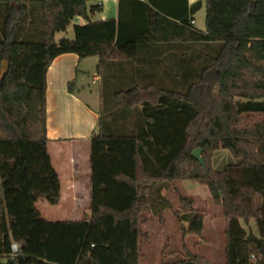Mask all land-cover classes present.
Listing matches in <instances>:
<instances>
[{"label": "trees", "instance_id": "16d2710c", "mask_svg": "<svg viewBox=\"0 0 264 264\" xmlns=\"http://www.w3.org/2000/svg\"><path fill=\"white\" fill-rule=\"evenodd\" d=\"M91 1L0 0V264H141L143 241L150 240L142 229L145 212L173 208L166 190L179 196L183 237L203 240L205 218L176 187L182 180L206 185L222 206L225 264H253V255L264 264V0L193 6L189 0L136 1L143 15L136 34L132 20L124 18L126 1L118 21L98 23L90 16L102 9L90 7ZM31 4L41 14L39 32L28 31ZM204 4L202 32L190 19ZM78 18L89 24H74L75 38L57 42L56 35ZM147 42L192 48L200 66L194 68L192 58L182 61V74L166 77L171 88L158 75L111 73L112 63L144 64L131 58ZM63 54L100 58L111 103L91 140L90 216L49 222L37 203L44 199L56 207L62 199L48 152V70ZM74 84H68L70 92ZM118 120H131L134 129L114 125ZM120 131L129 135L115 134ZM199 148L206 169L193 156ZM219 150L239 163L216 171ZM250 220L257 221L260 236L243 227ZM13 244L19 246L16 254ZM183 249L182 260L162 264H209Z\"/></svg>", "mask_w": 264, "mask_h": 264}, {"label": "crops", "instance_id": "0c3cea01", "mask_svg": "<svg viewBox=\"0 0 264 264\" xmlns=\"http://www.w3.org/2000/svg\"><path fill=\"white\" fill-rule=\"evenodd\" d=\"M123 1L127 2L124 5V18L132 20L135 34L138 33L143 15L141 5L136 1L147 3V0H93L89 6H100L102 10L90 16L91 23L118 21L120 5ZM198 2H203V0H189V5L193 6ZM196 15H194L195 28L197 27ZM74 24L87 25L89 22L78 18ZM141 25L143 24L141 23ZM197 30L206 31V29ZM147 43L144 46H138L131 58L139 59L140 57L146 61L144 64L124 63L121 65L117 62L112 63L111 73L113 75H126L128 73V75H137V73L158 75L161 77L160 84L169 87L171 83L166 77L169 74L177 76L182 74L184 67L182 61L192 58V66L194 68L200 66L198 52L193 51L192 48L172 49L162 43ZM197 48L199 47L197 46ZM172 59H176L178 62L176 64L169 62ZM100 64L99 57H88L81 60L76 54H63L55 58L48 70V152L61 180V199H81L84 195L86 199L89 198L86 186L89 184V175H92L91 140L100 132V121L103 113L102 100L97 98V92L91 88L89 80L92 78L93 84L102 82ZM72 81H75V84L73 91L70 92L68 84ZM177 88L183 89L179 85ZM93 102L94 104H92ZM83 172L87 176L85 186L80 178ZM80 190L82 191L81 197L78 193ZM168 200L172 203L171 199ZM207 203L210 205L209 207L221 213L211 217L205 210H199L198 204H196L195 210L205 218L203 240L195 236L183 237L176 215L178 211L172 213L173 208L167 209L159 215L148 213L149 211L145 212L148 222L142 225V229L150 236L147 244L150 243L151 247L147 264H162V261L182 260L184 250H180V245L184 246L185 243L193 253L208 259L209 264H225L227 223L223 208L216 204L214 199H209ZM171 235L177 237L178 240L173 239L171 241L172 246L167 249ZM216 253H221L220 260H217ZM143 256L142 254L141 264H143Z\"/></svg>", "mask_w": 264, "mask_h": 264}, {"label": "rangeland", "instance_id": "374dc122", "mask_svg": "<svg viewBox=\"0 0 264 264\" xmlns=\"http://www.w3.org/2000/svg\"><path fill=\"white\" fill-rule=\"evenodd\" d=\"M33 6H36L35 4L30 5L31 14L28 21H27V27L34 29V32H39L41 30V14L38 8H33ZM34 21V26L30 27V23ZM196 21H197V29L199 30H205L206 29V6L204 4L203 8L197 13L196 15ZM75 38V32H74V23L68 28L67 32H61L58 33L56 36V41L60 42L63 39H69L73 40ZM197 62V60H196ZM102 72L104 75H110L109 70L104 68L102 69ZM89 83L91 85V88L97 92V98H101L102 100V110L104 111V106L109 107V104L111 103V100L108 97V92L103 90L104 85H102V82L93 84L92 78H90ZM108 83V82H107ZM106 85V82H105ZM170 87V86H169ZM108 88V87H107ZM171 88V87H170ZM94 104V102L92 103ZM96 104V103H95ZM114 125L122 126L124 125L127 131H131L134 129V125L131 120H118L114 123ZM103 125V129L107 128ZM115 134L119 135H129L128 133H124L122 131L116 132ZM89 163H90V157H89ZM239 161L236 160L228 151L226 150H219L215 153V156L213 158V167L216 171L222 172L227 168L228 166L236 165ZM82 179L81 182H83L85 186V180H87V176L85 172L81 174ZM91 178L92 175H89V184L87 187L89 198L82 197L81 199H62V202L59 206L53 207L51 206L46 200L41 199L37 203V207L39 211L41 212V216L44 220L49 222H61V221H79L82 220L85 217L90 216L91 211L90 207L92 204V186H91ZM176 187L181 191L183 195H185L188 198L193 199L196 204H198L199 210H205L211 217L218 215L221 212L216 211L215 209H212V207H209L210 205L207 203L209 199H213V197L210 194V191L208 187L204 184L190 181V180H182L176 182ZM85 190V189H84ZM80 197L82 195V191H78ZM166 197L168 199H171L173 204L172 213L179 211L181 209V204L179 202V196L173 191V190H166L164 192ZM196 206V205H195ZM221 211V210H220ZM150 213V212H148ZM243 227L250 232L253 233L256 236H260L258 224L256 220H250L248 225L245 224V222H242ZM194 238V237H193ZM175 239L178 240L177 237H174L171 235L169 237L170 244L168 245L167 249L172 246L171 241ZM185 241L183 242V244ZM186 245V243L184 244ZM188 247V245H186ZM183 246L180 245V250H184L182 248ZM150 243L147 244V240L145 239L142 244L141 252L144 255L143 256V264H147V259L150 254ZM179 250V249H178ZM217 260L221 259V253H216Z\"/></svg>", "mask_w": 264, "mask_h": 264}, {"label": "water", "instance_id": "95a60500", "mask_svg": "<svg viewBox=\"0 0 264 264\" xmlns=\"http://www.w3.org/2000/svg\"><path fill=\"white\" fill-rule=\"evenodd\" d=\"M193 156H194L195 159H197V160L200 162V164H201L205 169L207 168L206 163H205V161H204V158H203V156H202V149H201V148L194 150V151H193Z\"/></svg>", "mask_w": 264, "mask_h": 264}, {"label": "built area", "instance_id": "2783aa9c", "mask_svg": "<svg viewBox=\"0 0 264 264\" xmlns=\"http://www.w3.org/2000/svg\"><path fill=\"white\" fill-rule=\"evenodd\" d=\"M190 23H191V25H193V26H195V24H196V22H195V20L194 19H190ZM18 250H19V246L17 245V244H13L12 245V252H13V254H16L17 252H18ZM252 263L253 264H258L257 263V261H258V258L256 257V256H252Z\"/></svg>", "mask_w": 264, "mask_h": 264}]
</instances>
